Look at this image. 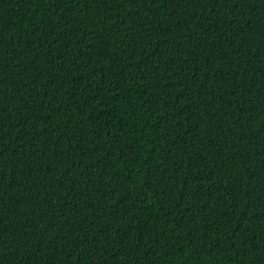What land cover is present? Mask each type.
Returning a JSON list of instances; mask_svg holds the SVG:
<instances>
[{"label":"trees","instance_id":"1","mask_svg":"<svg viewBox=\"0 0 264 264\" xmlns=\"http://www.w3.org/2000/svg\"><path fill=\"white\" fill-rule=\"evenodd\" d=\"M0 264H264V0H0Z\"/></svg>","mask_w":264,"mask_h":264}]
</instances>
